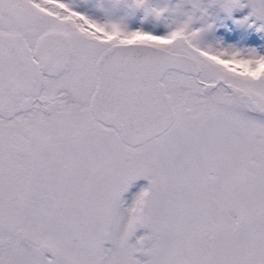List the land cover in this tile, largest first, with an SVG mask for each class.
Wrapping results in <instances>:
<instances>
[{
	"label": "snow or ice",
	"instance_id": "snow-or-ice-1",
	"mask_svg": "<svg viewBox=\"0 0 264 264\" xmlns=\"http://www.w3.org/2000/svg\"><path fill=\"white\" fill-rule=\"evenodd\" d=\"M244 9L0 0V264H264V54L205 40Z\"/></svg>",
	"mask_w": 264,
	"mask_h": 264
},
{
	"label": "rangeland",
	"instance_id": "rangeland-1",
	"mask_svg": "<svg viewBox=\"0 0 264 264\" xmlns=\"http://www.w3.org/2000/svg\"><path fill=\"white\" fill-rule=\"evenodd\" d=\"M71 2L77 7V10L84 11L90 15L102 16L101 7H109V0H71ZM175 2V0H173ZM213 11L214 19H210L208 22L214 23V27L211 31L205 34V40L209 43L220 42L225 46L234 45L239 48H255L261 54H264V33L257 32L254 27H249L246 24L235 23V20L242 19L247 15L248 9L236 11L233 13V18L229 19L224 13L216 14ZM123 14V13H122ZM141 14L137 13L135 16L129 19V23L133 26L140 25ZM157 27L161 32L164 31L163 24L149 23L146 27ZM146 184V181L140 180L136 182V188L133 191L138 190L139 186Z\"/></svg>",
	"mask_w": 264,
	"mask_h": 264
},
{
	"label": "clouds",
	"instance_id": "clouds-1",
	"mask_svg": "<svg viewBox=\"0 0 264 264\" xmlns=\"http://www.w3.org/2000/svg\"><path fill=\"white\" fill-rule=\"evenodd\" d=\"M160 2H161V3H164V2H165V0H160Z\"/></svg>",
	"mask_w": 264,
	"mask_h": 264
}]
</instances>
